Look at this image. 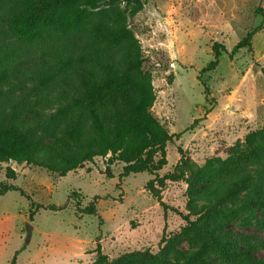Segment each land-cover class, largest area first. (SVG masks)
Here are the masks:
<instances>
[{
	"label": "rangeland",
	"instance_id": "1",
	"mask_svg": "<svg viewBox=\"0 0 264 264\" xmlns=\"http://www.w3.org/2000/svg\"><path fill=\"white\" fill-rule=\"evenodd\" d=\"M141 1L128 23L152 73L153 113L169 134H182L162 148L156 192L147 189L155 176L120 180L125 165L108 168L102 158L66 177L0 163V186L26 195L0 196V264H94L100 252L110 261L148 252L159 256L157 264H264V205L250 207L264 201V167L246 146L250 136L264 140V0ZM255 29L253 53L243 49L230 59L223 52L218 67L202 73L215 59V43L231 52ZM60 46L57 37L24 46L4 62L10 79L1 88L34 91L44 65L65 56ZM61 93L58 79L36 91L23 122L32 125L34 112L46 117L78 98ZM100 114L111 126L115 110ZM70 126L43 141L41 161L58 163L75 150ZM92 202L98 214H83ZM182 215L201 221L206 236L187 234ZM27 223L34 228L30 242Z\"/></svg>",
	"mask_w": 264,
	"mask_h": 264
},
{
	"label": "trees",
	"instance_id": "2",
	"mask_svg": "<svg viewBox=\"0 0 264 264\" xmlns=\"http://www.w3.org/2000/svg\"><path fill=\"white\" fill-rule=\"evenodd\" d=\"M124 3L127 7L122 9ZM25 8L29 11L20 12ZM142 9L141 0H0V163L42 167L66 177L102 158L107 159L108 168L119 163L125 165L120 180L142 173L155 176L147 189L156 192L155 182L163 166L158 161L162 148L182 134H169L153 113L156 96L152 73L128 23V13L134 15ZM257 31H250L231 52L215 43V59L202 73L215 70L223 52L230 59L243 49L253 53ZM55 37L60 39L65 56L54 65H44L42 80L34 91L17 95L1 88L10 79L4 62L13 59L24 46L31 47ZM56 79L65 100L73 95L78 98L46 117L34 112L32 125L23 122L33 94L43 91ZM107 107L115 110L111 126L100 114ZM68 123L71 126L66 136L75 150L61 157L58 163L41 161L43 141L55 138ZM246 146L264 167V140L250 136ZM107 174L112 176L109 169ZM14 175L11 169L7 173L8 179H14ZM10 191L26 197L14 185L0 186V196ZM78 197L79 194H72L71 198ZM157 198L161 202V197ZM263 205V200L250 203L252 208ZM62 208L50 207L55 211ZM82 213L96 216V203L82 209ZM183 218L187 234L206 236L199 226L201 221ZM158 260L159 256L148 252H133L110 261L100 252L94 264H157Z\"/></svg>",
	"mask_w": 264,
	"mask_h": 264
},
{
	"label": "water",
	"instance_id": "3",
	"mask_svg": "<svg viewBox=\"0 0 264 264\" xmlns=\"http://www.w3.org/2000/svg\"><path fill=\"white\" fill-rule=\"evenodd\" d=\"M33 226L29 223L26 224V230H27V241L30 242L33 234Z\"/></svg>",
	"mask_w": 264,
	"mask_h": 264
}]
</instances>
